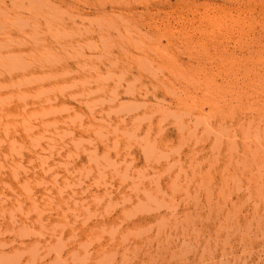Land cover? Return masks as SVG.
I'll return each instance as SVG.
<instances>
[{
  "label": "rangeland",
  "instance_id": "374dc122",
  "mask_svg": "<svg viewBox=\"0 0 264 264\" xmlns=\"http://www.w3.org/2000/svg\"><path fill=\"white\" fill-rule=\"evenodd\" d=\"M0 264H264V0H0Z\"/></svg>",
  "mask_w": 264,
  "mask_h": 264
}]
</instances>
